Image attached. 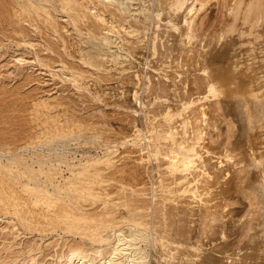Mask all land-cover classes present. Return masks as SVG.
Masks as SVG:
<instances>
[{
  "label": "bare ground",
  "instance_id": "obj_1",
  "mask_svg": "<svg viewBox=\"0 0 264 264\" xmlns=\"http://www.w3.org/2000/svg\"><path fill=\"white\" fill-rule=\"evenodd\" d=\"M213 10L218 13V19L215 22L214 20L209 22L207 18ZM163 19L166 20V27L178 31L176 38H179L180 45L188 44L187 51L185 50L188 52V63L185 61L187 64L184 65L183 62L184 68L179 70L176 66L178 71L175 70L176 68L174 69L175 79L178 77L177 80L174 77L170 78L173 85H171L173 87V91H171L174 92L176 98L178 97L179 104L173 107L172 104L169 105L170 103L162 102L165 101L164 99L161 101L162 93L167 92V90H163V87L171 88L170 84L165 82L162 86L164 81L160 80L156 82L157 85H154L155 82L150 86L147 84L150 90L157 93L154 96V100H157V102L155 101L157 106L155 105L153 110L154 123L149 122L151 126H147L148 135L146 134L144 137H140V129L134 125V130L137 133L125 140L140 146L142 138L145 139L144 141L148 139L147 146L153 147V149L150 148L151 150L148 149L151 164L156 162L153 167H150L156 166L161 177L160 188L158 187L160 194L156 192L154 194L153 191L152 196L146 198L147 193L143 190L145 186H140L141 188L133 186L130 191H127L128 189L126 190L121 183V186H118L121 190L118 189L117 196L104 198L103 192L97 190L104 189L102 183L111 180L122 182L128 175L133 178L141 175L142 172H145L140 170L144 168L142 163L147 159H144L143 155L139 157L140 162L138 161L134 166H132L134 162L130 166L126 162L127 165L117 167V163L115 166L113 165L110 156L112 152L109 149L97 156L81 155L77 161L76 156L72 157L68 152H64V149H62L63 152H56L58 146H66L67 139L70 136L74 137L80 131L76 130V128H80V123L76 124L79 120L67 117L63 120L60 119L58 111L63 108V102H65H62L60 97L56 99L55 96L48 94L43 98H36V101L32 103L34 106H31L36 112L34 119L40 123L38 133L32 132L33 128L29 127L30 130L32 129L30 132L27 127L29 132L25 131V134L21 129L19 135L18 131L20 130L12 128V125L9 127L17 130L14 135L18 134V139L14 135L15 139L8 136L10 135L9 130L12 131V129L8 128L7 132V125V135L0 132V216L1 213L4 215L0 218V223L3 224L0 225L2 244H0V264H153V262L157 264H264V0H0V49L7 43L15 46L16 50L20 47L25 48L24 51L28 49L29 54H25L26 51H23L16 55L13 53L16 50L12 49L14 55L11 56L15 65L23 67L24 64L31 63L32 65L34 63V65L37 64L48 69L52 76H54L52 70L58 69L65 81L69 79L77 89L84 90V85L81 86L78 83L84 78L83 71H90L98 77L99 73L101 74L102 71L106 73L113 67L117 73L127 69L131 70L132 67L135 68L133 55L140 43L146 45L145 48L154 54L157 50L156 43H158L155 40L159 34L155 29L151 34L149 33L150 36L146 32L151 28L150 25L152 27L155 25L158 29L159 22ZM143 33L144 38H147V40L144 39L145 41H142L139 36L140 34L142 36ZM246 36H248L247 39ZM228 37L230 38V41H227L228 44H236V42L240 44L239 47L237 43L239 49L235 52L236 56L242 48L241 45H246L244 47H247L245 53L248 57L245 56V60H239L242 54L240 53V58L237 57L234 60L231 56H235L231 55L232 59L229 61H232L220 65L218 64L220 62L216 61L214 53L209 50V46L222 43V41L224 43ZM237 38L242 39L237 41ZM195 39L200 44L197 46H201L199 50L192 46L193 41L196 42ZM184 46L186 47V45ZM233 48L231 52L237 49V47ZM255 49L259 50L257 51L259 54L255 52ZM241 51L243 52V50ZM252 51L257 55L252 54ZM24 54H28L27 56L31 54V56L27 58ZM225 59L228 60L227 57ZM185 66H187L186 69ZM188 66H192V68ZM139 71L141 73V70ZM26 72L24 74L27 77L22 78V80L26 78L24 82L31 78L27 79L28 72ZM29 74L31 73L29 72ZM92 74L90 73V75ZM164 77L168 78L170 75L166 74ZM3 93H1L2 96ZM132 96L136 103L138 91L134 90ZM225 97L228 100L227 98L225 100ZM90 101L92 102V100ZM10 102L14 103L12 100ZM232 104L234 107L232 109H239L240 112L246 111L244 114L246 115L244 116L246 126L242 128V130L244 129L243 134H240L243 138L233 137L235 139L232 140V134L226 133V141L219 140L217 144L219 150L215 152L211 143L215 141L214 136L218 138L222 134L219 132L218 127L221 125L217 124V120L221 116L225 117L234 113L229 109ZM68 105H66V109H69ZM159 106L161 109L157 110L156 108ZM227 106L229 107L228 111L224 112ZM87 107L89 106L87 105ZM76 109L74 110L76 111ZM133 111L136 113V109ZM52 112L56 113L52 114ZM141 112L147 113L142 109ZM141 116L144 115L141 114ZM157 116L160 117L157 118ZM6 117L3 116L0 120L2 118V122L7 120ZM15 117L18 118V116ZM133 117L136 118L135 115ZM133 117L132 119L135 120ZM17 118H14L15 121L21 123V118L18 120ZM79 118L83 120L82 117ZM231 118L233 119V117H229L226 122L228 123L227 127L230 125L227 128L228 132L234 122V119ZM23 120L21 125L25 127L28 121L25 122L27 118H23ZM28 120L30 121V119ZM8 122L10 124L12 121ZM221 124L223 123L221 122ZM1 127L3 130L5 125ZM1 129L0 131H2ZM82 129L81 131H84L85 128ZM214 131L215 133L217 131L215 135ZM231 132L233 133L232 129ZM240 135L239 137H241ZM89 136H86L87 139L93 135ZM222 139L224 140V138ZM20 140L23 143H20ZM16 141H20V144L18 145ZM89 142L83 143L88 144ZM54 145L56 147H53ZM26 146L33 150H30L28 154L19 153V149ZM44 148L47 149L46 152L43 151ZM26 149L28 148L26 147ZM152 157L154 160L151 159ZM141 164L143 167L140 166ZM63 167L68 171L67 175L63 173ZM109 168L111 169L108 173L104 172ZM231 177L238 180L235 181V184L240 185V187L237 185L238 189L240 188V193L242 192L248 203L246 205L249 207L245 214L239 216L238 220L233 219L235 222L230 223L241 224L242 228L239 229H242V235L245 236L241 240L246 238L247 244H244L243 240L241 245L238 239V242L234 240L236 243L232 241V248H227L226 246L231 247V245L226 241L224 218L227 216L229 219L228 215L232 213L230 206L234 203L233 201L231 203L229 196L226 195L227 180ZM108 194L105 193L106 196ZM95 203H98L99 207ZM93 204L94 207L91 208ZM256 214L261 215V220L258 222L260 228L257 232V236L262 238L260 241L255 240V234L249 232L254 228L253 220L257 219ZM187 215L197 216L194 219L198 220L196 222L198 223L196 229L199 230L198 238L200 237L199 233L202 234H200V241L202 238L204 239L202 236L206 235L209 236L206 238L212 240L213 237L210 235L216 232L214 227L218 225L217 222L220 223V228L216 227L218 235L215 238L222 243L213 242V247H220L222 250L220 253H223L224 256L216 259V256L210 258L205 254L208 250H202V243L192 240L194 238L190 235L192 236L194 231L190 230V223L189 225L185 224ZM5 217L8 220H4V224L1 221ZM118 217L121 218L118 219L119 221ZM194 219L190 221L187 218L186 222L188 223L187 220H189L193 224ZM196 223L193 225L196 226ZM16 225L21 227L23 232L15 229ZM191 227L194 228L192 225ZM47 231L64 236L54 240V244L51 239L53 249L50 247L51 245L47 246L53 250V253L48 254V261L42 262V260L40 263L37 255L40 254L38 244L42 239L37 244L36 240H33L36 238L33 234L31 237L33 241L27 238L28 241L21 243L23 238L20 239L18 236L23 234L24 237L25 234L33 232L42 235L41 233ZM191 231L193 233H190ZM17 238L20 241L16 240ZM215 238L213 241L216 240ZM227 240L230 241V239ZM248 241L253 244L248 245ZM46 243L48 244V241ZM223 259L225 260L223 261Z\"/></svg>",
  "mask_w": 264,
  "mask_h": 264
},
{
  "label": "rangeland",
  "instance_id": "obj_2",
  "mask_svg": "<svg viewBox=\"0 0 264 264\" xmlns=\"http://www.w3.org/2000/svg\"><path fill=\"white\" fill-rule=\"evenodd\" d=\"M213 3H214V1H212ZM211 2V3H212ZM215 12V13H214ZM213 13V14H212ZM212 13L209 15V17L207 18L208 20H209V22L211 21L212 22V20H214V22L215 21H217V19H218V13L216 12V10H213L212 11ZM211 17V18H210ZM178 19L180 18L179 16L177 17ZM211 19V20H210ZM165 22H166V20L165 19H163V20H161L160 22H159V24L161 25V27H160V25H159V27H158V29H156L157 27L154 25L153 27H152V25H150V27L152 28H150L146 33H147V35L148 36H150V34L152 33V31H155V30H157L156 32H157V34H159L158 35V37L156 38L157 40H155V42H158V43H156L157 45H156V47H157V50H156V52L153 54V53H151V51L148 49V48H145V46L146 45H144L143 43H140V44H138V46H137V48H136V53L134 52V57L133 58H135V59H133L134 61V63H133V66H135V68L134 67H132V69L130 70V69H127L126 71H123V72H119L118 71V73H117V71L116 70H114L113 68L112 69H110V70H108L106 73L104 72V71H102L101 72V74L99 73L98 74V77H97V75L96 74H92V72H90V71H88V72H86V71H83V74H85L83 77L85 78H82V80H80L78 83H80V85L82 86V85H84L83 87V89L84 90H82V89H77L76 87H75V85H73L72 83V81H69V79L67 80L66 79V81L64 80V77H63V75H62V73H60V70L58 71V69H54V70H52V73H53V75L54 76H52L51 75V72L48 70V69H44L43 67H40V66H38L37 64H35L34 65V63H32V65H31V63H27L26 65L24 64L23 65V67H25L26 68V70H24L25 68H23V67H20V66H18V65H15V62L12 60V56L15 54H20L21 52H23L24 51V49L25 48H22V47H20L18 50H16L17 48L15 47V46H12V45H9L8 43V45L6 44V48L5 47H3V48H1L0 49V103H1V105H0V118L1 117H6V118H8L7 120H4L3 122L1 121V120H3V118L0 120V124H2V123H5V122H8L9 120L10 121H12V122H10V124H9V122L8 123H5V124H2L1 126H3V125H5V132H4V129L2 130L1 128H3V127H1L0 129L2 130V131H0L1 132V134H4L5 136L7 135V133H6V125L8 126L7 127V132H8V128L9 129H12V128H18L20 131H18V134H19V132H21V129H22V131H30L31 132V130L29 129V127L30 128H33V130H32V132H35V133H38V131L40 130V123H38V121H36V119H34V116H35V114H36V112H34L35 110H34V107H32V106H34V105H32V103H34L36 100V98H43V97H45V96H47L48 94H50L51 96H55V98L56 99H58V97H60L59 99L63 102V101H65V102H63V108H61V109H59V111H58V113H60L59 115H60V119H64L65 117H67V118H69V119H73V120H79L78 121V123L76 122V124H79V126H80V128H76V130H80L81 131V129L83 128H85L84 129V131H81V133H80V131L77 133V134H75L74 135V137L73 136H70L68 139H67V141H66V146H67V148H66V146H58L57 148L58 149H60L59 151H58V149L56 148V152H63L64 150V152H68V154L69 155H71L72 157L73 156H76L75 157V159H76V161L81 157V155L82 156H84V155H92V156H97V155H101L102 154V152L103 151H105L106 149H109V150H111V154H110V156H111V158H112V162L114 163L113 165L115 166V164L117 165V167L118 166H120V165H127V163H128V166H130L133 162V165L132 166H134V164L135 163H138V161H139V157L140 156H143L144 157V159H147L146 160V162H145V160L143 161V165H144V168H141L140 170H141V172L142 171H145V172H142L141 173V175L139 174V175H137L135 178H133L132 176H129L128 174H126V175H128L127 177H125L123 180H124V182H123V180H122V182L121 181H116V180H111V181H106V182H104V183H102V188L104 187V189H97L98 191L100 190L101 192H103L102 194H103V197L104 198H114L115 196H117L118 195V191L119 190H121V189H119V187L121 186V183L125 186V188H126V190L127 191H130L131 190V188H133V186H134V188H137L138 186H139V188H141L142 186H145V187H143L144 189L143 190H145V192L147 193V196H145L146 198H150L151 196H152V193H153V191H154V194H155V192L158 194L159 192H160V180H161V177H160V174H159V172H158V169L157 168H151V167H153V164H155L154 162H153V164H151L152 163V161L150 160V157H149V150H151L150 148L152 147V146H147V142L146 141H148V139H146V141H144L145 139L144 138H142L143 139V141L141 140L140 141V146L139 145H137V144H131L130 142H126L125 140H126V138L128 139V138H131L135 133H137L134 129H135V127H134V125H136V128H138V129H140V137H144V136H146V134L148 135V132H147V129H148V127L147 126H151V123L153 122L154 123V112H153V110H154V108L157 106L156 105V102H157V100H154V96L157 94L156 92V94L152 91V90H150V88L148 87V86H150V84H154V82H155V84L154 85H157L156 84V82H158L159 80L161 81V82H163L164 81V83H162V86L165 84V82H166V84H170V86L172 85V80L170 79V78H172V77H174V79H175V71H174V69L176 68V66L178 67V70L179 69H182V68H184V65H186L187 63H188V57H187V53L188 52H186L187 50H186V48H187V46H188V44H184V45H186V47L184 46V45H180V43H179V41H178V39L176 38V34H178V31L176 30H172V28L171 27H166L165 26ZM163 25V26H162ZM167 25V24H166ZM155 29V30H154ZM161 29V30H160ZM167 31V32H166ZM159 32V33H158ZM171 33V36H170V33ZM176 32V33H175ZM145 33V34H146ZM150 33V34H149ZM161 33V34H160ZM166 33V34H165ZM168 33V34H167ZM173 34V35H172ZM162 35V36H161ZM140 37H141V39H142V41H145L144 39L146 38H144V33H143V35L141 36V34L139 35ZM166 37V38H165ZM230 37V36H229ZM226 38L227 40L226 41H224V43H223V41H222V43H218V44H210V45H212V46H209V50L212 52V53H214L213 55H214V57H215V59H216V61L217 62H220V63H218V64H222V65H225V64H227V62H230V61H232V60H230L229 61V59H234L235 60V58H237V57H239L240 58V53H242L243 54V56L245 57H248V55H247V53H245L247 50V47L245 48L244 46H246V45H244V46H242L241 45V47L243 48H240L241 50H243V52L240 50V51H238V55L236 56V53L235 52H237V50L239 49L238 48V42H236V44H237V46H236V44H228V42L227 41H230L229 39L230 38ZM247 37L248 36H246L245 38L247 39ZM158 39H159V41H158ZM161 39V40H160ZM241 39L242 38H237V41H241ZM243 39H244V37H243ZM146 40H147V38H146ZM174 40V41H173ZM196 40V39H195ZM164 41V42H163ZM171 41V42H170ZM194 43H192L193 45V48H195V49H197V50H199L200 49V47H198L200 44H198L199 43V41H197L196 40V42L195 41H193ZM198 42V43H197ZM225 42H227L226 43V45H225ZM230 43V42H229ZM225 45V47H224V45ZM141 45V46H140ZM159 45V46H158ZM196 45V46H195ZM198 45V46H197ZM232 46V47H230V46ZM235 45V46H234ZM9 46V47H8ZM144 46V47H143ZM190 46V45H189ZM191 46V47H192ZM228 46H229V48H228ZM166 47H168V48H166ZM179 47V48H178ZM197 47V48H196ZM233 47H237V49H235L234 50V52H231V50L232 49H234ZM239 47H240V44H239ZM171 49V51H169L170 49ZM172 48H174L173 50H172ZM181 48V49H180ZM183 48H185V49H183ZM231 48V49H230ZM12 49H13V51L14 50H16V51H18V52H13L12 51ZM142 49H144V50H142ZM149 51H148V50ZM160 49V50H159ZM168 51H167V50ZM176 49H178V50H176ZM189 49V48H188ZM224 49H226V50H224ZM141 50V51H140ZM162 50V51H161ZM176 50V51H175ZM180 50V51H179ZM186 50V51H185ZM208 50V51H209ZM215 52H214V51ZM219 50V51H218ZM222 52H221V51ZM26 51V52H25ZM24 52H25V54L26 53H28V49H26ZM139 53H138V52ZM159 51V52H158ZM165 51V52H164ZM227 51V52H226ZM257 51H259L258 49H255V52H257ZM14 54H13V53ZM163 52V53H162ZM175 52V53H174ZM220 52V53H219ZM231 52V53H230ZM253 53V51H252V54H254V55H257L256 53ZM2 53V54H1ZM3 53H6V54H3ZM11 53V54H10ZM151 53V54H150ZM157 53V54H156ZM215 53H217V54H215ZM233 53V54H232ZM235 53V54H234ZM244 53H245V55H244ZM258 54H259V52H257ZM24 54V56H26L27 58L28 57H30L31 56V54L29 55V56H27V55H25ZM143 54V55H142ZM147 54H148V56H147ZM184 54V55H183ZM242 54H241V58L239 59V60H245L246 59V57L244 58L243 56H242ZM3 55V56H2ZM12 55V56H11ZM140 55V56H139ZM150 55V56H149ZM174 55V56H173ZM183 55V56H182ZM221 57H219V56ZM224 55H226V56H224ZM231 55H234L235 57H233V56H231ZM146 56V57H145ZM158 56V57H157ZM230 56L232 57V58H230ZM250 56H252V55H250ZM138 57V58H137ZM158 59H157V58ZM161 57V58H160ZM176 57V58H175ZM184 57V58H183ZM216 57H219V58H216ZM225 57H227V59L228 60H224V58ZM244 59H243V58ZM137 59V60H136ZM164 59V60H163ZM174 59V60H173ZM178 59H179V61H178ZM220 59H221V61H220ZM159 60V61H158ZM175 60H176V62H175ZM233 60V61H234ZM142 61V62H141ZM174 61V62H173ZM182 61V62H181ZM185 61H187V63L185 62ZM224 61H225V63H224ZM11 64H9V63ZM150 62V63H149ZM152 62V63H151ZM185 64H184V63ZM13 63V64H12ZM149 63V64H148ZM176 63H177V65H176ZM181 63V64H180ZM126 64V63H125ZM135 64V65H134ZM179 64V65H178ZM184 64V65H183ZM9 65V66H8ZM15 67H14V66ZM31 65V66H30ZM147 65V66H146ZM158 65V66H157ZM164 65V66H163ZM168 65V66H167ZM172 65V66H171ZM180 65H183L182 67L180 66ZM28 66H29V68H28ZM165 66H167V67H165ZM6 67V68H5ZM154 67V68H153ZM179 67H181V68H179ZM186 67L187 66H185V69H186ZM189 68L191 67L192 68V66H188ZM23 68V69H22ZM43 68V69H42ZM157 68V69H156ZM163 68H164V70H163ZM170 69V70H169ZM40 70V71H39ZM43 70V71H42ZM139 70H141V73H140V71ZM176 71H178L177 70V68L175 69ZM184 70V69H183ZM25 71H27L26 73L28 74V78L27 79H29V77H31L28 81L26 80V82H24L25 80L24 79H26V78H24L23 80H22V78L23 77H27L25 74H24V72ZM55 73H54V72ZM56 71H57V73H56ZM132 72L131 74L129 73V72ZM152 71V72H151ZM157 71V72H156ZM180 71H182V70H180ZM29 72L31 73V74H29ZM34 72V73H33ZM46 72V73H45ZM92 74V75H90V73ZM133 72H135V73H133ZM161 72V73H160ZM168 72V73H167ZM19 73V74H18ZM36 73V74H35ZM60 75H59V74ZM86 73H88L87 74V76H86ZM127 73H128V75H127ZM137 73V74H136ZM147 73V74H146ZM153 75H152V74ZM157 73V74H156ZM22 74H24V75H22ZM43 74V75H42ZM57 74V76L55 77V75ZM111 74V75H110ZM170 75V77H168V78H165L164 76L165 75ZM183 74H185V72H183ZM33 75V76H32ZM36 75V76H35ZM41 75H42V77H41ZM61 75H62V77H61ZM110 75V76H109ZM116 75V76H115ZM120 75V76H119ZM140 75V76H139ZM143 75H145V76H143ZM86 76V77H85ZM100 76V77H99ZM136 76V77H135ZM139 76V77H138ZM157 76V77H156ZM159 76V77H158ZM181 76V75H180ZM182 76H184V75H182ZM16 77V78H15ZM20 77V78H19ZM88 77V78H87ZM122 77V78H121ZM130 77V78H129ZM161 77V78H160ZM35 80H34V79ZM39 78V79H38ZM96 78V79H95ZM33 79V80H32ZM84 79V80H83ZM117 79V80H116ZM126 79H127V81H126ZM168 79V80H167ZM178 79V77L175 79V80H177ZM20 80H22V81H20ZM38 80V81H37ZM100 82H99V81ZM136 80V81H135ZM171 80V81H170ZM35 81V82H34ZM85 82V84H84V82ZM98 81V82H97ZM102 81V82H101ZM47 82V83H46ZM83 82V83H82ZM130 82V83H129ZM146 82V83H145ZM4 83V84H3ZM20 85H19V84ZM23 83V84H22ZM41 83V84H40ZM88 83V84H87ZM101 83V84H100ZM121 83V84H120ZM7 84V85H6ZM96 84V85H95ZM100 84V85H99ZM116 84V85H115ZM133 84V85H132ZM147 84H148V86H147ZM4 85V86H3ZM15 85V86H14ZM19 85V86H18ZM25 85V86H24ZM136 85V86H135ZM160 85H161V83H160ZM23 86V87H22ZM35 86H37L36 88H35ZM88 86V87H87ZM90 86V87H89ZM93 86V87H92ZM126 86V87H125ZM173 86V85H172ZM171 86V88L170 87H168V89L167 88H164L163 87V90H167V92H163L162 93V98H161V101H162V99H164L165 101H162V102H166V103H170L169 105H171V106H173V107H175L176 106V104H179L178 103V101H177V98H176V96H175V94H173L174 92H172L173 90V87ZM180 86V85H179ZM3 87V88H2ZM15 87H16V89H15ZM20 87H21V89H20ZM40 87V88H39ZM110 89H109V88ZM121 87V88H120ZM131 87H133V88H131ZM10 88V89H9ZM13 90H12V89ZM119 88V89H118ZM146 88V89H145ZM149 88V89H148ZM7 89V90H6ZM19 89V90H18ZM98 89H100V90H98ZM105 89H106V91H105ZM118 89V90H117ZM123 89V90H122ZM169 89H170V91H169ZM103 90V91H102ZM115 90V91H114ZM134 90H137L138 91V101L140 102H138V101H136V103H135V100H133V96H132V94H133V91ZM172 90V91H171ZM3 91H4V93H3ZM7 91V92H6ZM25 91H27V92H25ZM33 91H34V93H33ZM39 91V92H38ZM86 91H88V92H86ZM112 93H111V92ZM132 91V92H131ZM152 91V92H151ZM176 91H178V90H176ZM179 91H180V89H179ZM178 91V92H179ZM20 92V93H19ZM81 92V93H80ZM94 92H95V94H94ZM97 92V93H96ZM1 93H3V96H2V94ZM25 93V94H24ZM27 93V94H26ZM31 93V94H30ZM37 93V94H36ZM85 93V94H84ZM89 93V94H88ZM93 93V94H92ZM103 93V94H102ZM4 94H5V96H4ZM20 94H22V95H20ZM34 94V95H33ZM37 95V97H36V95ZM40 94V95H39ZM54 94V95H53ZM63 94V95H62ZM73 94V95H72ZM82 94V95H81ZM87 94V95H86ZM113 94V95H112ZM119 94V95H118ZM128 94H130V95H128ZM146 94V95H145ZM11 95V96H10ZM89 95H90V97H89ZM95 95V96H94ZM168 95V96H167ZM173 95V96H172ZM13 96V97H12ZM27 96V97H26ZM71 96H72V98H71ZM76 96V97H75ZM88 96V97H87ZM92 96H93V98H92ZM107 96V97H106ZM118 96H119V98H118ZM6 97H7V99H6ZM8 97H10V98H8ZM18 99H16V98ZM25 97V98H24ZM30 99H29V98ZM32 97V98H31ZM35 97V98H34ZM84 97V98H83ZM86 97V98H85ZM128 97V98H127ZM132 97V98H131ZM20 98V99H19ZM26 99V100H23V99ZM87 98H88V100H87ZM170 98V99H169ZM226 98L227 97H225V100H226ZM2 99V100H1ZM75 99V100H74ZM81 99H83V100H81ZM92 100V102L90 101V100ZM106 99H107V101H106ZM229 99H231V98H229ZM7 100V101H6ZM9 100V101H8ZM12 100V102H14L13 104L10 102ZM17 100V101H16ZM72 100V101H71ZM116 100V101H115ZM120 100V101H119ZM132 100V101H131ZM169 100V101H168ZM227 100H228V98H227ZM2 101V102H1ZM75 101V102H74ZM76 101H78V102H76ZM85 101V102H84ZM156 101V102H155ZM20 102V103H19ZM112 102V103H111ZM117 102V103H116ZM125 102V103H124ZM149 102V103H148ZM158 102H159V100H158ZM227 102V101H226ZM7 103V104H6ZM86 103V104H85ZM109 103H110V105H109ZM119 103V104H118ZM133 103V104H132ZM151 103V104H150ZM67 104H69L68 106V108L69 109H66L67 108ZM92 104V105H91ZM136 104V105H135ZM140 104V105H139ZM143 104V105H142ZM4 105V106H3ZM7 105V106H6ZM11 105V106H10ZM32 105V106H31ZM81 105H83V106H81ZM86 105V106H85ZM87 105L90 107H87ZM125 105V106H124ZM133 105V106H132ZM136 107H135V106ZM138 105V106H137ZM156 105V106H155ZM21 106V107H20ZM27 106V107H26ZM29 106H30V108H29ZM72 106V107H71ZM128 106V107H127ZM25 107V108H24ZM77 109H76V108ZM131 107V108H130ZM135 107V108H134ZM142 107V108H141ZM232 107H233V104H232V106H231V108H229L228 106L226 107V109L224 110V112H227L228 111V108L229 109H231L230 111L231 112H234V113H231V114H228V115H226L225 117H227V118H225L224 116H221L218 120H217V124H219V126L220 127H218V129H220L219 130V132L220 133H222L221 134V137H220V135L218 136V138H217V136L215 137L214 136V140L215 141H213L211 144H212V146H214V149H213V151H215V152H217L218 150H219V148L217 147V144L219 143V140L220 141H226V139H227V137H226V135L227 134H232V140H234L235 138H237L238 137V139L239 138H243L242 137V135H240V134H243V131H244V129L242 130V128H245V126H246V118L244 117V116H246V115H244V114H246V111H244V110H242V112H240L239 111V109H232ZM17 108V109H16ZM70 108H72V110H70ZM87 110H86V109ZM89 108V109H88ZM234 108V107H233ZM8 109V110H7ZM74 109H76V111L74 110ZM78 109H79V112H78ZM111 109V110H110ZM134 109H136V113H134ZM138 109V110H137ZM141 109H142V111L144 112H147V113H142L141 112ZM145 109V110H144ZM146 109H147V111H146ZM157 110H159V109H161V107L159 106L158 108H156ZM10 110V111H9ZM156 110V111H157ZM20 111H21V113H20ZM25 111V112H24ZM29 111V112H28ZM73 111V112H72ZM83 111V112H82ZM92 111V112H91ZM4 112V113H3ZM9 114H8V113ZM13 112V113H12ZM16 112V113H15ZM34 112V113H33ZM62 112V113H61ZM68 112H71V113H68ZM91 112V113H90ZM108 112V113H107ZM117 112V113H116ZM123 112V113H122ZM7 113V114H6ZM20 113V114H19ZM56 112H52V114H55ZM105 113V114H104ZM111 113V114H110ZM236 113V114H235ZM242 113V114H241ZM12 114V115H11ZM17 114V115H16ZM29 115L28 117H27V115ZM63 114V115H62ZM92 114V115H91ZM97 114H98V116H97ZM141 114L142 115H144V116H141ZM10 115V116H9ZM83 115V116H82ZM136 116V118L135 117H133V116ZM150 115V116H149ZM233 115V116H232ZM243 115V116H242ZM14 117V118H17V117H15V116H18V118H17V120L18 119H20L21 118V123L24 121L23 120V118L24 119H26L27 118V120L25 121V122H27L28 121V123L26 124L25 122V124L27 125V126H23V125H21V123L20 122H18V121H15V119L14 118H12V117ZM23 116V117H22ZM32 116V117H31ZM90 116H92V117H90ZM112 116H114V117H112ZM220 116V115H219ZM218 116V117H219ZM26 117V118H25ZM79 117H82L83 118V120L81 119V118H79ZM104 117V118H103ZM121 119H120V118ZM132 117L133 118H135V120L134 119H132ZM160 116H157V118H159ZM217 117V118H218ZM224 117V118H223ZM229 117H233V126H232V131H233V133L231 132V129L229 130V132H228V127L230 126H228L227 127V124L228 123H226L227 122V120L229 119ZM5 118V119H6ZM93 118V119H92ZM108 118V119H107ZM123 118V119H122ZM144 118V119H143ZM150 118H152V119H150ZM28 119H30V121L28 120ZM33 119V120H32ZM85 119V120H84ZM89 121H88V120ZM99 119V120H98ZM139 119V120H138ZM141 119H143V120H141ZM221 119V120H220ZM226 119V120H225ZM239 119V120H238ZM23 120V121H22ZM31 120H32V122H31ZM83 121L82 123H81V121ZM109 120V121H108ZM122 120V121H121ZM133 120V121H132ZM213 120V119H212ZM211 120V121H212ZM86 121H88V122H86ZM121 121V122H120ZM132 121V122H131ZM142 121V122H141ZM152 121V122H151ZM225 121V122H224ZM17 122V123H16ZM38 123V124H36V123ZM84 122H86L85 123V125H84ZM97 122H98V124H97ZM137 122V123H136ZM139 122V123H138ZM149 122H151V123H149ZM221 122L224 124L225 123V125H223V124H221ZM229 122V121H228ZM244 122V123H243ZM18 123H20L19 125H21V126H19L18 125ZM23 123V124H24ZM88 123V124H87ZM141 123V124H140ZM152 123V124H153ZM243 123V124H242ZM13 124H15V125H13ZM143 124V125H142ZM245 124V125H244ZM13 127H12V126ZM16 125H17V127H16ZM30 125V126H29ZM83 125V126H82ZM97 125V126H96ZM100 125V126H99ZM103 125H105V126H103ZM106 125H108V126H106ZM133 125V126H132ZM244 125V126H243ZM9 126H11V127H9ZM24 128H23V127ZM34 126V127H33ZM86 126V127H85ZM90 126H92V127H90ZM103 126V127H102ZM131 126V127H130ZM138 126V127H137ZM21 127V128H20ZM28 127V128H27ZM89 127V128H88ZM145 127V128H144ZM147 127V128H146ZM28 130H27V129ZM87 128V129H86ZM91 128V129H90ZM93 128V129H92ZM105 128V129H104ZM108 128V129H107ZM129 128V129H128ZM235 128V129H234ZM82 129V130H83ZM143 129H145V130H143ZM14 130V131H13ZM38 130V131H37ZM87 130V132L85 133V131ZM91 130V131H90ZM227 131V132H223V131ZM10 132H9V134L10 135H8V136H10L11 138H14L15 139V137H17V139H18V136L21 134H17V136H15L14 134H16L17 133V130H15V129H12V131L11 130H9ZM16 131V132H15ZM28 131V132H29ZM99 131V132H98ZM104 131V132H103ZM3 132V133H2ZM27 132V133H28ZM108 132V133H107ZM132 132V133H131ZM6 133V134H5ZM85 133V134H84ZM92 133V134H91ZM216 133H217V131H216ZM215 133V131H214V135L216 134ZM227 133V134H226ZM25 134H26V132H25ZM78 134H81L80 136L78 135ZM84 134V135H83ZM144 134V135H143ZM15 137H14V136ZM88 137L89 135L91 136V135H93V136H91V138H89V139H91V140H89V139H87V137ZM224 135H225V137H224ZM234 135V136H233ZM239 135L241 136V137H239ZM85 136V138H86V140H85V138H83ZM89 136V137H90ZM108 136V137H107ZM75 137H77V138H75ZM106 137H107V140H106ZM233 137H235V138H233ZM217 138V139H216ZM222 138H224V140L222 139ZM94 139V140H93ZM222 139V140H221ZM73 140V141H72ZM81 144H79L77 141ZM93 140V141H92ZM106 140V141H105ZM217 140H218V142H217ZM21 141V140H20ZM20 141H16V142H18V145L20 144V143H23L22 141L20 142ZM69 141V142H68ZM71 141V142H70ZM90 141V142H89ZM92 141V142H91ZM95 141V142H94ZM124 141V142H123ZM20 142V143H19ZM73 142V143H72ZM82 142V143H81ZM83 142H85V143H87V142H89L88 144H85V143H83ZM105 142V143H104ZM109 142V144H107V143ZM144 142H145V144H146V146H144L143 147V145H145L144 144ZM95 143V144H94ZM77 144H78V146H77ZM93 146H92V145ZM107 144V145H106ZM73 145V146H72ZM70 146V147H69ZM132 146V147H131ZM5 147V146H4ZM19 147V146H18ZM26 147L28 148V149H26ZM25 148H20L18 151H19V153L20 152H22V154H28L29 152H30V150H33V149H29V147L28 146H26ZM53 147H56V145H54ZM112 147V148H111ZM148 147V148H147ZM0 149H1V147H0ZM62 149H64V150H62ZM73 149V150H72ZM132 149V150H131ZM149 149V150H148ZM152 149H153V147H152ZM26 150V151H25ZM46 148H44L43 149V151L44 152H46ZM68 150V151H67ZM139 150V151H138ZM69 151H70V153H69ZM138 151V152H137ZM146 151V152H145ZM26 152V153H25ZM87 152V153H86ZM141 154H140V153ZM148 152V153H147ZM98 153V154H97ZM130 153V154H129ZM135 153V154H134ZM138 153V154H137ZM146 153V154H145ZM4 154H6L5 152H4ZM129 156V157H128ZM133 156V157H132ZM147 156V157H146ZM121 159V160H120ZM151 159H153L154 160V158L152 157ZM119 160V161H118ZM127 162V163H126ZM140 162V161H139ZM145 163H146V165H145ZM140 165V166H142L143 167V165ZM104 166V165H103ZM131 166V167H132ZM147 168H146V167ZM151 166V167H150ZM63 169V173L65 174V175H67V173H68V171L65 169V167H63L62 168ZM110 169L111 168H109V169H106L104 172H106V173H108V171H110ZM145 169V170H144ZM157 169V170H156ZM149 170V171H148ZM146 173V174H145ZM150 175H149V174ZM153 174V175H152ZM125 175V176H126ZM136 175V174H135ZM146 175V176H145ZM158 176V178H157V176ZM139 177V178H138ZM145 179H144V178ZM148 177V178H147ZM142 178V179H141ZM155 178V179H154ZM160 178V179H159ZM233 177H231V178H229L228 180H227V185H226V188H227V193H226V195L227 196H229V199L231 200V203H232V201L234 202L231 206H230V208L232 209V213H231V215H232V217H231V215H228L229 216V219H228V217L226 216L224 219V222H225V228H226V234H227V239H230V241L229 240H227L226 239V241H228L227 243L228 244H230L231 245V247L229 246H226L227 248H232V244H233V242L234 243H236L235 241H237L238 242V239L240 240L239 242L241 243V245L243 244V240H244V244H247V242H246V238H243V240H241L242 239V237H245L244 235H242L243 233V231H242V229H239V228H242V227H240L241 226V224H239L238 222H236L235 224H236V226H235V224L233 225V223H230V222H233L234 220H238V218H240L239 216H242L243 214H245L246 213V210L248 209V207L249 206H247L246 205V203H247V201H246V199L244 198V196L242 195V192L240 193V188L238 189V186L240 187V185L237 183V184H235L238 180H236V179H234L233 178V180H231ZM141 179V180H140ZM150 179V180H149ZM152 179H154V180H152ZM136 180V182H134ZM156 180H157V183H155L156 182ZM113 181H114V183H113ZM147 181V182H146ZM236 181V182H235ZM110 182H112V183H110ZM116 182V183H115ZM106 183V184H105ZM131 183H132V185H131ZM143 183V184H142ZM136 186H135V185ZM149 184V185H148ZM153 184V185H152ZM235 186H234V185ZM155 185H156V187H155ZM238 185V186H237ZM110 186V187H109ZM112 186V187H111ZM119 186V187H118ZM131 186V187H130ZM141 186V187H140ZM147 186H149V187H147ZM237 186V187H236ZM128 187V188H127ZM147 187V188H146ZM159 187V188H158ZM112 188V189H111ZM119 189V190H118ZM147 189V190H146ZM238 189V190H237ZM124 191H125V189H124ZM127 191H125V192H127ZM109 193L110 194V196H109V194L106 196L105 195V193ZM160 194V193H159ZM243 196V197H242ZM86 203L89 205V202L88 201H86ZM85 203V205L87 206V204ZM99 203V202H98ZM98 203L96 204V206H98ZM248 204V203H247ZM90 206V205H89ZM92 206L94 207V204L93 205H91V208H92ZM247 206V207H246ZM99 207V206H98ZM87 208H89L90 209V207H87ZM94 209V208H93ZM98 209V208H97ZM4 215L1 213V216H0V218H2ZM191 217H193V216H190V215H187L186 216V219L188 218V219H190V221L192 220V219H194V218H197V216H194L193 218H191ZM255 217H257V219L255 220H253V224H254V228L251 230V231H249V232H251V234H255V236H254V238H255V240H259L260 241V239H262L261 237H259V236H257V232H258V229L260 228V226L258 225V222L261 220V215H257L256 214V216ZM227 218V219H226ZM232 220H231V219ZM120 220L121 218H117V220ZM186 219H185V224L187 225H189V223H190V230H193L194 231V233H193V231H191L190 233H193L192 234V236L190 235V237H193L194 239H192L193 241L195 240H197V242H200V243H202V246H201V248H202V250H208V251H204L205 252V254H207V256L208 257H210V258H214L215 256V259L218 257H222V255L224 256V254L223 253H220L222 250L220 249V247H213V244L214 243H216V242H218V243H222V241H220L219 239H217V238H215V237H217V229H219L220 228V223L219 222H217L218 223V225L217 226H215L214 228H215V230H216V232H214V233H216V234H209L210 235V237H213V239L215 238L216 240H214L213 241V239L211 240V238H209L208 239V235H206V234H203V235H206V236H208L207 238H206V236H202V237H204V239L202 238V242L200 241V237H201V233H199V238H198V236H197V234H198V232H199V230L198 229H196V228H198L197 227V225H198V223H196L198 220L197 219H194L195 221V223H196V226L195 225H193V224H195L193 221H192V223L193 224H191V222L189 221V220H187L188 221V223L186 222ZM234 219V220H233ZM6 221V220H8V219H6V217L5 218H3V220L1 221L2 223H4L3 221ZM118 220V221H119ZM235 222V221H234ZM216 223V224H217ZM229 223V224H228ZM5 224V223H4ZM0 225L2 226L3 224H1L0 223ZM6 225H8V224H6ZM191 225L192 226H194V228H192L191 227ZM232 227H231V226ZM1 226H0V228H1ZM188 226V227H189ZM216 227H217V229H216ZM8 228V227H7ZM214 228H213V231H215L214 230ZM235 228V229H234ZM237 228V229H236ZM15 229H19L20 230V232H23V230H22V228L21 227H18L17 225L15 226ZM195 229H196V231H195ZM231 229V230H230ZM6 230V229H5ZM198 230V231H197ZM232 230H233V232H232ZM235 230H237L238 231V233H237V231H235ZM239 230H241V231H239ZM235 231V232H234ZM19 231H18V233H20ZM27 234H29V236H27ZM27 234H25L26 236H24L23 237V234H21L20 236H18V238H23V240H21L22 242L21 243H25L26 241H28V239H30L31 240V237H32V235L34 234V237H36V238H32L34 241L36 240V242H37V244L39 243V241H41L40 239H42V241L40 242V244H38V246H40V250H39V253L40 254H38L37 255V258L39 259V262L40 261H42V262H45V261H48L47 259H49V258H47L49 255L48 254H52L53 253V248H52V244H54L53 243V241L54 240H56L58 237H61V236H64V235H58V234H56V233H51V232H49V231H47L46 233H41L42 235H39L38 233H35V232H33V233H27ZM31 234V235H30ZM53 234H55V235H53ZM201 234V235H200ZM57 235V236H56ZM194 235V236H193ZM41 236V237H40ZM55 236V237H54ZM195 236H197V237H195ZM240 236V237H239ZM65 237H67L66 235H65ZM235 237V238H234ZM257 237V238H256ZM16 239V240H18V241H20V239ZM28 238V239H27ZM50 238V239H49ZM71 238V237H70ZM70 238H68V239H70ZM195 238H198L199 239V241H198V239H195ZM206 238V239H205ZM237 238V239H236ZM39 239V240H38ZM51 239H52V244H51ZM208 239V240H207ZM232 239V240H231ZM33 240H31V241H33ZM38 240V241H37ZM45 240V241H44ZM204 240V241H203ZM235 240V241H234ZM48 241V244L46 243ZM210 241V242H209ZM233 241V242H232ZM55 242V241H54ZM212 242V243H211ZM214 242V243H213ZM46 243V244H45ZM0 244H1V239H0ZM43 244V245H42ZM251 244H253V242H249L248 241V245H251ZM2 245V244H1ZM1 245H0V247H1ZM43 247H42V246ZM50 246V247H48V246ZM216 245V244H215ZM221 245V244H220ZM213 247V248H212ZM223 247H225V246H223ZM44 248V249H43ZM48 248V249H47ZM213 249V250H211V249ZM217 249V250H215V249ZM47 250V251H46ZM50 250V251H49ZM51 250H52V252H51ZM220 250V251H219ZM214 253H213V252ZM210 253V254H209ZM46 254H47V256H46ZM219 254H221V255H219ZM41 256V257H40ZM50 258H51V256H50ZM225 259H223V261H224ZM41 263V262H40ZM153 264H157L156 262H153Z\"/></svg>",
  "mask_w": 264,
  "mask_h": 264
}]
</instances>
